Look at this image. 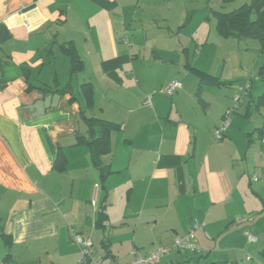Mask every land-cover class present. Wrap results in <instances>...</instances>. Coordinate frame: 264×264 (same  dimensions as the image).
Segmentation results:
<instances>
[{"label": "crops", "instance_id": "1", "mask_svg": "<svg viewBox=\"0 0 264 264\" xmlns=\"http://www.w3.org/2000/svg\"><path fill=\"white\" fill-rule=\"evenodd\" d=\"M170 8L0 0V264H79L72 231L105 262L130 264L134 251L172 248L195 223L200 252L173 250L158 264H251L246 252L264 247L247 235H264V184L251 181L264 169V127L250 120L264 93L244 92L217 141L235 79L200 65L210 58L209 17L173 19ZM66 47L82 61L76 72ZM174 79L182 88L164 94ZM93 118L117 125L104 173L83 141L96 137Z\"/></svg>", "mask_w": 264, "mask_h": 264}, {"label": "rangeland", "instance_id": "2", "mask_svg": "<svg viewBox=\"0 0 264 264\" xmlns=\"http://www.w3.org/2000/svg\"><path fill=\"white\" fill-rule=\"evenodd\" d=\"M164 2L165 0H159V3ZM249 3H251V0H234L231 2H226L225 0H171V12L169 14L172 15L173 19L177 18L179 14L184 18L187 12L189 13L194 11V20L196 23L203 20L205 17H209V20L207 21L211 22V25L214 26L211 41H209V44L206 47L210 58L207 62H203L200 65L203 67L208 65L207 67H211L210 69L213 72L218 73H222V71L226 68L227 77H234L235 79L233 82V87L236 89L234 98L239 96L241 97V102L246 99V103L249 100V98H245L244 95L246 87L251 88V91H253V94L255 95L254 101H257L258 97L264 93V83L258 81L257 79V73L260 67L264 64V48L260 41L256 38L241 39L232 37L227 39L218 35L215 29L216 20L213 11L231 12ZM163 10L164 8H156L155 12L159 11L161 13ZM184 10H186L185 14ZM178 20H172L171 18L173 23ZM196 23L195 25H192L191 28L189 27L188 29L183 30L180 34V38L185 40L187 37H190V34L196 31ZM128 34L132 44L133 42L130 30H128ZM213 38L216 39L213 40ZM194 49V54H198V51L200 50L198 49L197 51L195 46ZM252 87H254V90H252ZM261 87L263 90L259 92V88ZM163 93L165 94L164 90ZM256 103L251 110L250 120L256 121L259 126L258 128H261L264 127V108L263 105H261L260 108L257 109ZM258 142L262 145L261 140ZM252 235L262 243L258 235ZM246 254L252 257L251 264L264 263V247H256L254 251H247Z\"/></svg>", "mask_w": 264, "mask_h": 264}, {"label": "trees", "instance_id": "3", "mask_svg": "<svg viewBox=\"0 0 264 264\" xmlns=\"http://www.w3.org/2000/svg\"><path fill=\"white\" fill-rule=\"evenodd\" d=\"M231 2L234 0H225ZM216 25L219 33L226 37L236 38H256L264 48V0H251V3L245 4L231 12H216ZM66 51L73 61V71L76 72L82 65V61L71 47H66ZM259 78L264 79V64L261 67ZM90 84H84L87 88ZM91 128L96 137L92 140H83L91 151L94 164L99 167L102 173L104 168L101 167V155L109 151L108 136L111 129L117 125L101 119H90ZM96 129V130H94Z\"/></svg>", "mask_w": 264, "mask_h": 264}, {"label": "built area", "instance_id": "4", "mask_svg": "<svg viewBox=\"0 0 264 264\" xmlns=\"http://www.w3.org/2000/svg\"><path fill=\"white\" fill-rule=\"evenodd\" d=\"M121 41L128 46L129 48L132 47L129 34L127 30H124L122 35H121ZM182 88V83L178 79H174L170 82V84L165 88L164 92L165 94L172 96L174 95L179 89ZM248 92V87L245 88V93ZM150 99V98H148ZM241 97L236 96L234 98V106L229 108L223 118L221 119L220 123L214 130V137L217 141H221L225 138L226 131L229 126L230 122V117L236 111L238 108V103L240 101ZM261 142H262V147H263V152H264V129L261 132ZM251 181L254 183H263L264 184V169L262 170L261 173H255L251 175ZM199 228V224L195 223L189 230V232L182 236L176 238L174 241V244L172 248L170 249H161L156 252H152L147 255H143L139 253L138 251H134L133 254V259L130 264H158L163 256L168 254L169 252L173 250H178V251H188L192 253H198L200 252V249L197 245V238H196V231ZM73 233V240L74 242L78 245L80 252L82 254V258L79 262V264H110L105 262L100 257H97L94 255L92 248H93V242L91 238L85 237L79 233H76L72 231ZM250 241L256 242L257 238L253 236L252 234L247 233ZM246 259L248 261H251L252 257L251 256H246Z\"/></svg>", "mask_w": 264, "mask_h": 264}, {"label": "water", "instance_id": "5", "mask_svg": "<svg viewBox=\"0 0 264 264\" xmlns=\"http://www.w3.org/2000/svg\"><path fill=\"white\" fill-rule=\"evenodd\" d=\"M259 238L264 240V235H260Z\"/></svg>", "mask_w": 264, "mask_h": 264}]
</instances>
